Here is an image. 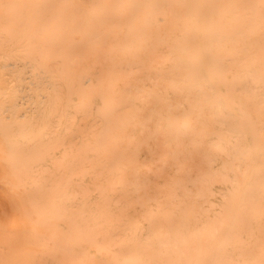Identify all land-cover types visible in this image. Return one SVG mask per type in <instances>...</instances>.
I'll return each mask as SVG.
<instances>
[{"label": "bare ground", "instance_id": "6f19581e", "mask_svg": "<svg viewBox=\"0 0 264 264\" xmlns=\"http://www.w3.org/2000/svg\"><path fill=\"white\" fill-rule=\"evenodd\" d=\"M0 264H264V0H0Z\"/></svg>", "mask_w": 264, "mask_h": 264}]
</instances>
